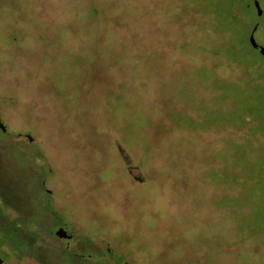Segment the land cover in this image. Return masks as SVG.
I'll return each mask as SVG.
<instances>
[{
	"label": "rangeland",
	"instance_id": "rangeland-1",
	"mask_svg": "<svg viewBox=\"0 0 264 264\" xmlns=\"http://www.w3.org/2000/svg\"><path fill=\"white\" fill-rule=\"evenodd\" d=\"M249 2L0 0L3 264H264Z\"/></svg>",
	"mask_w": 264,
	"mask_h": 264
},
{
	"label": "flooded vegetation",
	"instance_id": "flooded-vegetation-1",
	"mask_svg": "<svg viewBox=\"0 0 264 264\" xmlns=\"http://www.w3.org/2000/svg\"><path fill=\"white\" fill-rule=\"evenodd\" d=\"M244 6L248 7L249 9H251L255 13L256 18H257L256 22H255L256 25L254 26L252 33H255V31L258 30L259 28L260 29L262 28L263 31H264V25L262 24V21L264 20V0H250V2L248 4H245ZM240 7L241 6L238 5V7L236 9L234 8L232 10L233 14H236V15L238 14V15L242 16L243 13H242L241 10H239ZM225 15H227V14H225ZM260 46H262V45H260ZM256 49L260 51V47L256 48ZM60 228H62V227H60ZM63 228L65 229V227H63ZM68 234H70V233H68Z\"/></svg>",
	"mask_w": 264,
	"mask_h": 264
},
{
	"label": "water",
	"instance_id": "water-1",
	"mask_svg": "<svg viewBox=\"0 0 264 264\" xmlns=\"http://www.w3.org/2000/svg\"><path fill=\"white\" fill-rule=\"evenodd\" d=\"M250 43H251V45L254 48H259L260 47V52H261L262 55H264V46H260L259 45V43L255 39L254 33H252L251 36H250ZM56 235L59 236V237H61V238H70L71 237L68 234L67 230L64 229L63 227L57 230ZM0 264H3V259L2 258H0Z\"/></svg>",
	"mask_w": 264,
	"mask_h": 264
},
{
	"label": "trees",
	"instance_id": "trees-1",
	"mask_svg": "<svg viewBox=\"0 0 264 264\" xmlns=\"http://www.w3.org/2000/svg\"><path fill=\"white\" fill-rule=\"evenodd\" d=\"M254 68L255 67H258L256 64H254V66H253ZM260 68V67H259ZM261 69V68H260ZM262 70V69H261ZM260 75H262V77L264 78V71L262 70V74H260ZM252 120H255L254 118H252ZM259 123H260V126L262 125V126H264V121L262 120V121H258Z\"/></svg>",
	"mask_w": 264,
	"mask_h": 264
}]
</instances>
